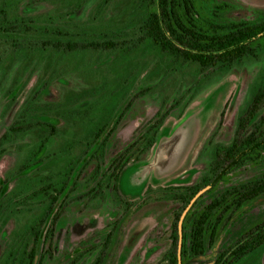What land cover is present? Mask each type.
<instances>
[{"label": "rangeland", "instance_id": "1", "mask_svg": "<svg viewBox=\"0 0 264 264\" xmlns=\"http://www.w3.org/2000/svg\"><path fill=\"white\" fill-rule=\"evenodd\" d=\"M151 1L0 0V6L6 2L21 16L50 14L56 23L77 34L89 25L134 41V34L140 35L154 7ZM197 1L202 13L209 12L220 24L264 21V0ZM254 45L264 47V38ZM262 51L226 73L213 75L201 73L196 64L176 62V58L145 38L128 54L111 52L94 60L90 53L85 57H63L22 52L8 57L0 67V136L26 105L94 107L87 125L56 118L59 134L50 139L41 155L42 166L33 172L19 171L37 142L33 132L14 137L4 146L0 177L6 181L8 196L14 197L25 180L53 174L70 159L84 154L87 145L81 133L85 126L106 128V142L99 144L96 155L84 161L76 191L66 199L62 216L55 224L52 248L41 249L45 255L42 264H95L99 258L100 264H167L164 255L172 246V224L181 207L170 195L179 186L197 184L210 168L216 145L233 141L238 119L264 83ZM84 89H94L96 96L71 105L70 98L75 99ZM168 110L170 114L145 159L127 164L119 188L114 187L108 178L122 154L150 119ZM45 114L56 117L48 108ZM164 146L165 152L157 163V151ZM55 160L57 163L52 165ZM98 165L100 170L94 177ZM262 175L264 158L259 164L246 165L229 174V183L219 189ZM97 183H102L104 197L90 193L92 188H101ZM31 194L25 191L15 197L0 214V264H22L34 246L27 227L45 197L33 200ZM263 221L264 195L246 204L230 220L226 218L214 245L203 255L187 257L185 264H214L221 252ZM236 264H264V250Z\"/></svg>", "mask_w": 264, "mask_h": 264}, {"label": "trees", "instance_id": "2", "mask_svg": "<svg viewBox=\"0 0 264 264\" xmlns=\"http://www.w3.org/2000/svg\"><path fill=\"white\" fill-rule=\"evenodd\" d=\"M152 2L154 7L144 20L140 35L134 34L137 35L134 41L115 32L112 35L94 30L97 26L89 25L84 26L82 34L81 32L77 34L65 28L63 24L56 23L55 17L50 14L21 16L3 2L0 6V67L8 57H14L22 52H48L63 57L70 55L85 57L90 53L92 60L98 55L107 56L111 52L128 54L144 38L176 58V62L196 64L201 73L206 72L208 75L226 73L245 58L257 57L258 53L263 52L264 47L254 44L260 38H264V21L255 24L246 22L220 24L209 12L202 13L197 0ZM212 15L217 17L216 14ZM95 96L94 89H84L75 99L70 98L69 102L71 105H77ZM70 104L68 106H71ZM130 105L131 103L125 109ZM47 108L54 111L55 119L46 116ZM93 110L94 107L91 105L71 109H57L55 106L40 104L26 105L19 112L15 122L0 136V155L5 151L4 146L14 137L33 132L37 136V142L19 168L24 174L33 172L42 166L41 155L50 139L59 134L56 118L87 125L92 119ZM169 111L165 113L160 111L150 119L134 143L122 154L118 166H113L115 168L108 181H113L114 187L119 188V179L127 164L145 159L155 144L170 114ZM105 130L104 126H85L81 133L83 143L87 145L84 154L77 159H70L65 167L52 172L53 174L48 173L39 178L31 177L25 180L22 188L14 193V197L8 196L4 186L6 181L3 182L0 177V214L12 199L23 195L25 191L32 192L29 197L33 200L38 196L45 197L39 213L27 227L34 246L22 264H37L40 240L41 249L45 246L47 250L52 248L55 224L62 216L66 199L76 191L78 185L76 179L84 161L96 155L100 149L99 144L103 145L106 142ZM263 155L264 83L255 93L247 110L238 119L233 141L228 145L218 144L214 148L213 160L207 173L197 184L179 186L177 192L171 193L170 197L178 201L181 207L175 212L172 224V246L164 255L167 264H185L187 257L205 254L207 248L216 242L223 221L226 218L230 220L246 204L264 195V175L249 182L226 185L219 189L223 183H229V174L246 165L259 164L264 158ZM56 163L55 160L52 165ZM99 170L98 165L94 177ZM97 186L101 188H92L90 193L101 194L104 197L103 194L106 192L102 189V183H97ZM41 249L39 264H42L45 256ZM259 249L264 250V221L248 229L242 237L221 252L214 264H236ZM95 264H100V258Z\"/></svg>", "mask_w": 264, "mask_h": 264}, {"label": "water", "instance_id": "3", "mask_svg": "<svg viewBox=\"0 0 264 264\" xmlns=\"http://www.w3.org/2000/svg\"><path fill=\"white\" fill-rule=\"evenodd\" d=\"M164 152H165V146H164L163 148L159 149V151H157V153H158L157 163H158V161L160 160V157L163 155ZM181 236H182V233H181ZM40 247H41V240H40V242H39L38 249H37V257H38L39 254H40V249H41ZM36 262H37V261H36Z\"/></svg>", "mask_w": 264, "mask_h": 264}, {"label": "flooded vegetation", "instance_id": "4", "mask_svg": "<svg viewBox=\"0 0 264 264\" xmlns=\"http://www.w3.org/2000/svg\"><path fill=\"white\" fill-rule=\"evenodd\" d=\"M95 218H96V217H94V219H95ZM83 236H84V234H83V235L81 234L80 237L82 238ZM79 240H82V239H79ZM39 259H40V257H39ZM39 259H38V261H37V264H39Z\"/></svg>", "mask_w": 264, "mask_h": 264}]
</instances>
